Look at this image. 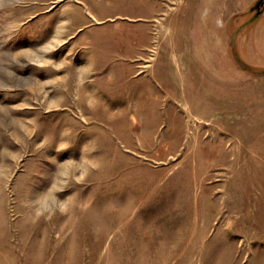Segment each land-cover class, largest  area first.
Wrapping results in <instances>:
<instances>
[{
    "label": "rangeland",
    "instance_id": "obj_1",
    "mask_svg": "<svg viewBox=\"0 0 264 264\" xmlns=\"http://www.w3.org/2000/svg\"><path fill=\"white\" fill-rule=\"evenodd\" d=\"M0 264H264V0H0Z\"/></svg>",
    "mask_w": 264,
    "mask_h": 264
},
{
    "label": "crops",
    "instance_id": "obj_2",
    "mask_svg": "<svg viewBox=\"0 0 264 264\" xmlns=\"http://www.w3.org/2000/svg\"><path fill=\"white\" fill-rule=\"evenodd\" d=\"M13 2H15V1H13Z\"/></svg>",
    "mask_w": 264,
    "mask_h": 264
}]
</instances>
